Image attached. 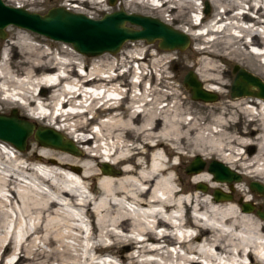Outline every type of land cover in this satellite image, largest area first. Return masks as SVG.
<instances>
[{
  "label": "bare ground",
  "instance_id": "1",
  "mask_svg": "<svg viewBox=\"0 0 264 264\" xmlns=\"http://www.w3.org/2000/svg\"><path fill=\"white\" fill-rule=\"evenodd\" d=\"M13 1V5L20 7L28 3V0ZM102 1L90 2L100 5ZM142 1L152 8L158 6L160 13L186 8L202 13L193 0ZM170 3L173 5L168 6ZM65 4L70 10H80L78 6L72 8ZM212 4L215 13L212 15L209 8L210 12L202 13L204 21L199 24L205 28L204 34L191 32L198 25L190 17L181 22L182 26L157 16L202 44L189 50L191 53L187 56H198L192 58L195 59L193 73L203 87L222 95L220 103H202L213 110L206 124H202V116L184 118L188 106L183 105L178 91L160 92L157 85L148 82L139 92L137 88L142 86L139 82L143 79L140 73L145 67L133 64L129 71L128 62L136 60L133 51L123 53L119 60L113 53L108 56L100 55L107 52L100 53L84 69L81 55L69 45L66 47L63 41L58 40L63 43L59 51L66 53L59 54L56 50L51 55L48 44L35 42L32 40L35 37L24 30L18 31L8 45L17 58L14 63H7V47L3 48L1 109L2 104L17 103L27 114L38 117L37 124L59 130L81 148L80 155H76L43 144L32 145L26 159L34 155L35 164L41 167L22 163L26 161L19 158L22 152L11 143L9 155L0 148V159L13 163L10 172L0 165L8 171L0 170V248L15 249L12 253L16 254V260L10 264H51V261L98 264L92 257L106 245L103 237L110 238L109 245L128 248L123 254L113 251L121 264H201L194 257L205 260L206 264H264V218L254 210H242L236 199L215 200L211 195L213 187L225 190L230 184V192L237 190L247 194L242 200L254 201L255 194L243 186V180L233 181V185L215 180L203 166L189 173L190 178L182 184L176 172L174 176L170 172L174 165L167 155L174 154L180 160L196 151L202 155L195 154L200 158L214 154L229 168L238 167L246 176L261 178L264 183V97L242 95L234 97L237 100L234 102L223 100L226 93L221 91L225 81L221 63L234 62L246 67L245 62L251 72L254 70L264 80V52H254L264 47V0H212ZM218 7L222 10H216ZM171 19L177 20V16ZM209 34L210 38L205 39L203 35ZM75 65L81 72H76ZM116 66L124 69L112 73L111 69ZM123 70L133 73L128 81L131 95L128 104L119 110L117 103L123 92L118 85L123 82L120 81ZM136 80H139L137 86L133 82ZM164 97H171L170 103H163ZM92 109L95 115H103L92 125V130L97 128V132L91 138L99 140L95 146L87 144L86 121L80 119ZM237 114L244 119L247 115L251 118L234 131L231 125L239 121L234 118ZM254 120L258 122L257 127ZM256 130L261 133L253 136ZM253 143L256 145L253 153L240 151V146ZM104 161L111 171H101ZM22 171L28 172L23 177L31 176L36 181L34 186L18 177ZM88 179H94L97 184L96 194L86 184ZM196 182L207 183L206 188H196ZM80 185L82 188H78ZM156 191L161 198L156 196ZM190 210L197 222L203 219L194 224V235L182 232L183 226L191 223ZM81 213L91 223L87 232L79 222ZM170 228L177 231L179 241L169 235ZM150 253L160 257H145ZM5 256L0 252V262H6L2 260ZM100 264L114 262L111 259Z\"/></svg>",
  "mask_w": 264,
  "mask_h": 264
},
{
  "label": "water",
  "instance_id": "2",
  "mask_svg": "<svg viewBox=\"0 0 264 264\" xmlns=\"http://www.w3.org/2000/svg\"><path fill=\"white\" fill-rule=\"evenodd\" d=\"M114 0H108L112 4ZM208 4L204 1L202 11L207 13ZM7 24L42 34L54 40L68 43L77 52L92 56L103 52L114 53L118 51L125 41L143 39L146 42H155L157 48L162 50H182L187 47L190 37L164 20L139 12L126 11L116 8L93 17L81 11H73L62 5L47 8L43 13L30 11L24 7L4 3L0 0V38H4V26ZM232 70L234 76L230 84V95H255L264 97V82L256 75L250 73L236 64ZM182 82L188 88L190 97L198 100H214L217 94L203 87L195 77L193 71L188 69L182 76ZM32 134L38 144L66 150L72 154H79V148L64 137L59 130L50 126L37 124L23 116H19L14 107L7 113L0 112V140L7 141L18 150L26 146L27 137ZM204 160L194 155L184 166V171L191 173L200 170ZM213 179L218 181H238L240 174L229 168L217 159H210L206 165ZM101 171L109 172L111 167L107 162L100 165ZM195 187L204 190L206 184L196 182ZM248 188L263 196L262 208L255 207L249 200L237 201L240 208L252 211L264 218V183L250 180ZM215 200H228L232 198L230 191L219 187L211 189Z\"/></svg>",
  "mask_w": 264,
  "mask_h": 264
},
{
  "label": "rangeland",
  "instance_id": "3",
  "mask_svg": "<svg viewBox=\"0 0 264 264\" xmlns=\"http://www.w3.org/2000/svg\"><path fill=\"white\" fill-rule=\"evenodd\" d=\"M2 1L4 3L11 4V5H13V3H14L13 0H2ZM90 1L91 0H88L87 2H83V0H81V1H79V0H28V3L26 2L23 4V7L30 10V11H36L39 13H43L44 11L47 10V8H49L51 6H55V5H62L63 6V4L66 3L65 4L66 7H72L73 8V7L78 6L80 8H78V7H76V8L80 9L79 11H81V12L83 11V13L88 14V15L93 16V17H98L105 11H110V10L116 9V8H123L126 11L139 12V13H143V14L152 15L155 17L158 16V17H161L162 19L164 18L167 22L172 23L174 25L181 24V22H183L187 18H189L190 17V11H191L190 8H186V9H183V11H177V10L172 9L171 11H163L160 13L158 11V8H159L158 6H157V8H152L151 6L146 5L147 3H144L142 0H134L132 2H131V0H114L112 4H109L108 0H103L100 5H98V4L95 5L93 3L91 4ZM193 2H197V0H195V1L193 0ZM170 5H173V3H170L168 6H170ZM209 8L211 9V13L213 15L215 13L214 7H212V5H209ZM73 11H77V10H73ZM172 16H177V20H172L171 19ZM208 19H210V18H208ZM4 30L6 32L5 36H4V38H0V58H1V52H2L3 48L7 47V54H6V56L8 57L7 63H10L11 61H12V63H14V61L17 59L13 54L12 48H9L8 45H9V42L13 39V36L14 35L17 36L18 31H21V30L22 31L24 30L26 33H29L31 36L35 37V39H32L35 42L40 43L42 45L48 44L49 50L51 49L49 54L53 55L52 53H54V51L55 52L58 51L59 54L62 53L63 55L66 53L65 50H63V52L59 51V50H61L60 48L62 47L63 43L59 42L58 40H54V39H51L48 37L44 38L41 35L35 34L33 32L26 30V29H22L18 26L11 25V24L5 25ZM191 32L196 33L195 31H191ZM205 36L208 37V35H205ZM189 37H190L189 44L187 45L186 48H184L182 50H162V49H159L156 47L155 42L149 43V42L144 41L143 39H136V40H131V41H125L121 45L119 51L114 52L113 54H115L114 57L117 60H119L120 57L123 55V53L128 52V51H133V54L136 56V60L132 59L131 61L128 62L129 63V71H130V69L133 68V64H135V65L139 64L140 66L142 64H144V67H145V69L142 68V73H140V75L143 74V79L140 80L139 86H140V84L143 85V83L148 81V82H151V84H153L154 86L157 85L156 87L159 89L160 92L170 93L171 91H176V92L178 91L177 92L178 97H180V100H182L183 105L188 106V111L184 114V118H186L188 120L190 117L195 116V115L196 116H202V117H204L202 124H204V123L206 124L208 119L212 117L210 115H212L211 112L213 110L211 111V109L208 106H203L202 103L204 101L198 100V99H192L190 97L188 88L185 87V85L182 82V76L188 69H191L192 71H194L195 67L193 65V61L198 58L197 54H193L191 56V58H188L187 56L190 55L191 51H193L194 49H196L202 45L201 43L195 42L194 38H192L190 35H189ZM205 39H207V38H205ZM65 44H66V47H68L67 45H69V44H67V43H65ZM69 47H71V46L69 45ZM189 50H191V51L189 52ZM67 51H68V49H67ZM109 54L110 53L107 52V53H103L100 55L108 56ZM79 55H81L82 60L84 61L83 65L86 68L90 67L91 62H93L94 60H97L98 59L97 57H99L98 55L97 56L96 55L87 56V55H84L81 53H79ZM56 56H57V54H56ZM192 58H195V59L193 60ZM262 60L264 61V59H262ZM235 64L236 63H234V62H230V63L227 62L224 64L221 63V65H222L221 67H224L222 77H223V80H225L224 85L221 88V91H224L226 93L225 97H224L225 99H223V100L228 101V100L233 99L234 97H238V96H231L230 91H229L230 90V84H231V81H232L233 76H234V71L232 70V68H233V65H235ZM244 64L248 66V64H246L245 62H244ZM151 65H152V67H151ZM236 65L239 67H243V66H240L239 64H236ZM102 66L107 68V65L106 66L102 65ZM247 66L243 67V68H245L247 71L251 72V69L248 68ZM121 67H123V66H121ZM121 67L116 66V67L112 68L111 71H114L113 73H116L117 70L121 69ZM12 68H14V67H12ZM129 71L124 72L123 73L124 75L121 76V77H123V80H120V81H123L122 83H125L124 85H127L128 87H130V85H131V82H128V81L131 78V75L133 74V73H130ZM254 72L255 71L252 70L251 73L255 74ZM163 76H165V77H163ZM262 81L264 82V80H262ZM168 86H169V88H168ZM124 88H125V86H124ZM123 89H121V90H123ZM122 92H124V91H122ZM215 93H217V97L214 100H206L209 104H211V103L215 104L217 102L220 103L219 101L221 100L222 95L220 96V92H217V91H215ZM239 96H242V95H239ZM128 97H129L128 94L122 95L121 100L117 103L119 110L123 109V107H125L128 104V100H129ZM170 99H171V97H164L163 100H165V101L163 103H170ZM233 101L236 102L237 100L233 99ZM16 104L17 103H7L6 105L2 104L3 107H2V109L0 107V112L7 113L12 107H14L19 116H23V117L27 118L28 120L34 121L35 123L39 122V119H33L29 114L26 113V111L19 104H17V105ZM66 108H68V107H66ZM216 112H217V110H215L213 112V114ZM96 116H99V115H95V113H94L93 118H91V119L90 118L87 119L86 116H83L80 118V119L83 118L82 119L83 122L86 121L87 130L85 131L86 134L84 133L85 135L89 136L92 134V133H90L89 130H90V128H94V127L91 126L89 128V126L92 123L96 124L98 122V121H96ZM100 116L103 117L102 114ZM235 116L236 117H234V118L236 120L239 119V121H237L235 124L231 125V128L234 131H237L236 127H239L240 125L243 126L245 123V120H249L251 118L249 115H247L245 117V119H244V117H241L240 114H237ZM247 117H249V118H247ZM242 119H243V121H242ZM95 121H96V123H94ZM253 122L255 125L254 124H252V125H254V127H257L258 122L255 120ZM263 125H264V123H263ZM260 133H261V131L256 130L252 133V135L258 136ZM79 134H81V133H79ZM33 141H35V142H33ZM96 143H99V140L95 141V140L91 139V140H89V142H87V144H89L90 146H95ZM0 144H1L0 148L2 150H6V152H4V153H6L8 155L12 153L11 149L9 148L10 147L9 142L0 141ZM74 144L76 145V143H74ZM32 145H36L39 147V144L33 138L32 134H30L26 139L25 149L20 151L22 153H21L19 158H20V160H24V161L26 160L25 162H22V163H26V164L29 163L30 165H35V167H41L42 166L41 164H39V163L35 164L36 158L34 157V155H31L28 159H26L28 154L31 153L29 150H30V146H32ZM77 147L79 148V150H81L80 146H77ZM255 148H256V145L254 143L253 144H247L244 147L240 146V151H242V152L246 151L248 153H253L255 151ZM90 151L94 152V150H90ZM195 154H199L202 157V155L196 151L191 153L188 157L181 158L180 160L174 154L167 155L169 157L170 161L174 165V168L171 169L170 172L172 173L173 176L175 175V172H176L175 176L181 181L182 184L186 183L187 180L191 176L189 173L184 171V166L188 163V161ZM78 155H80V153ZM213 158L217 159L216 155L213 154L212 156H208V157L204 156V158H202L204 160L205 168H206L208 161L210 159H213ZM0 160L2 161L0 163V165L3 166L4 168L6 167L10 172L11 169L13 168V165H12L13 163L9 162L8 160H4L2 158ZM3 163H4V165H3ZM1 166H0V170L4 172L5 170ZM233 170L240 174V179L238 181L243 180V182H244L243 186L246 189H249L248 188V182L250 180H252V179L257 180V181L261 180V178H258V177L246 176V174L241 169H239L238 167H235ZM5 172H8V171L6 170ZM22 174L28 175V172L22 171L21 174L18 175V177L21 176L20 178H22V179L25 178L24 182L29 183L30 186H34L36 181L33 180L31 176H28V178H27V177H23ZM33 181H35V182H33ZM24 182L22 181L23 184H27ZM79 182L78 183L81 184L83 187V184L81 183V181H79ZM231 182H232L231 183L232 185L235 183L233 181H231ZM86 184L91 185L93 194H96V192L98 191L97 190L98 188H97V184L95 183L94 179L86 180ZM205 184H207V183H205ZM81 185L78 188H82ZM229 186H230V184H228V187H225L224 189L227 191H230ZM41 187L45 188L43 185H41ZM21 188L22 187H20V189ZM45 190L47 191V188ZM3 192L7 193L6 191H3ZM251 192H252V194L253 193L255 194V197L253 199L254 201H252V200H250V201L255 205V207L262 208L261 203L263 201V196L256 193V192H253V191H251ZM230 193L232 194V196H233L232 198L234 200L235 199L237 200L239 197L241 199H244V197L247 195L244 193L242 194L241 192H238L237 190L236 191L233 190V193L232 192H230ZM90 208L93 209L92 206ZM67 209L73 211L72 208L70 209L68 207ZM80 219H82L81 221H79L82 224V227L87 231L90 230L91 223H90V220L88 219V217L85 215H82V213H81ZM202 220L203 219L201 218L198 221V223H201ZM195 222H197V221H195ZM96 232H97V230H96ZM109 239H108V237L107 238L103 237V242H105L106 245H104L102 248L97 250L96 253L93 254L92 260L95 259V255L97 256L98 253L109 252L107 255H106V253H102L100 255L101 259L102 258L112 259L114 264L120 263L117 255L114 254L113 251H115V252L118 251L119 254H121V253L123 254V253H126L128 251V248H120V247L116 248L112 244H111L112 245L111 246V245H109L110 244ZM68 240H70V239H68ZM44 247L46 249L49 248L48 245H44ZM12 251H15V249L12 248L11 246H8L6 248H0V252H2V254H4V253L7 254V256L4 257L5 259L2 258V260H5L6 262L5 263L0 262V264L12 263V260L16 256V254H13ZM152 256L158 257L159 255H157L156 253H150L147 255V258H150ZM196 259H198V258H196ZM50 263L55 264L54 261H51Z\"/></svg>",
  "mask_w": 264,
  "mask_h": 264
}]
</instances>
